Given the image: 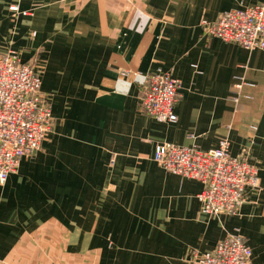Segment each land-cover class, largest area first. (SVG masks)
I'll use <instances>...</instances> for the list:
<instances>
[{
    "label": "crops",
    "instance_id": "obj_1",
    "mask_svg": "<svg viewBox=\"0 0 264 264\" xmlns=\"http://www.w3.org/2000/svg\"><path fill=\"white\" fill-rule=\"evenodd\" d=\"M260 1L0 0V52L35 67L54 117L0 184V264H187L234 232L264 264V48L200 26ZM157 70L180 81L174 122L140 109ZM222 137L232 155L250 147L260 187L235 213L208 216L202 184L153 152L165 142L211 149Z\"/></svg>",
    "mask_w": 264,
    "mask_h": 264
},
{
    "label": "built area",
    "instance_id": "obj_2",
    "mask_svg": "<svg viewBox=\"0 0 264 264\" xmlns=\"http://www.w3.org/2000/svg\"><path fill=\"white\" fill-rule=\"evenodd\" d=\"M8 9L19 10L17 2ZM207 37L230 41L246 49L264 48V0L247 7L224 10L214 20L202 19ZM237 93L246 84L237 77ZM39 72L22 63L13 50L0 52V184L15 172L20 159L39 150L52 130L48 96L41 89ZM180 81L170 71H153L140 96V109L161 121H176L174 107L180 97ZM235 100L238 99L236 95ZM230 141L219 139L211 149L171 142L156 145L153 160L166 171L195 179L202 184L197 197L208 216L233 214L250 191L259 189L258 168L250 158V147L238 155L229 153ZM252 250L244 237L234 232L221 238L212 250L195 253L187 264H252Z\"/></svg>",
    "mask_w": 264,
    "mask_h": 264
}]
</instances>
